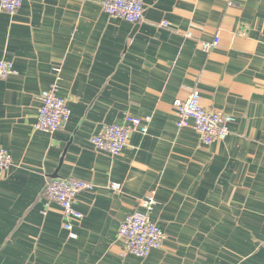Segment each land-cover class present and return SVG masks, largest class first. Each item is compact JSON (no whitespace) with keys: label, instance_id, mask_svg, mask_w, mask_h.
I'll return each instance as SVG.
<instances>
[{"label":"crops","instance_id":"0c3cea01","mask_svg":"<svg viewBox=\"0 0 264 264\" xmlns=\"http://www.w3.org/2000/svg\"><path fill=\"white\" fill-rule=\"evenodd\" d=\"M102 1L0 13V61L14 71L0 79V149L12 159L0 171V264H264V0H143L136 24ZM56 74L70 117L47 134L34 124ZM193 91L233 117L225 140L203 146L176 127L172 104ZM126 116H150L147 133L131 132L115 158L95 150L90 138ZM56 177L92 185L73 201L74 238L45 198ZM151 192L165 238L139 259L118 229Z\"/></svg>","mask_w":264,"mask_h":264},{"label":"built area","instance_id":"2783aa9c","mask_svg":"<svg viewBox=\"0 0 264 264\" xmlns=\"http://www.w3.org/2000/svg\"><path fill=\"white\" fill-rule=\"evenodd\" d=\"M25 0H0V13L15 14ZM144 8L143 0H103L101 11L113 18L122 19L130 24L139 23L142 19ZM162 26L168 24L163 21ZM190 38V33L185 35ZM219 43L215 38L212 42L201 43L203 51L214 49ZM14 73L13 66L0 61V79H6ZM59 75L48 89L39 95V108L37 111L34 129L47 134L59 130L62 124L70 117L67 100L59 95ZM177 118L178 129H192L199 136L203 146H209L216 141H223L229 134V127L234 119L222 112L206 110L197 91L191 92L184 100H175L172 104ZM150 116L135 118L126 116L121 125H106L100 134L90 138V144L95 150L103 152L112 158L118 157L126 148L131 132L146 134ZM12 165L10 155L0 149V171H6ZM92 185L73 178L50 179L45 187L44 194L48 202L58 206L64 218L62 228L74 238L72 233L73 221H79L82 215L73 207L75 196L82 191H89ZM110 189L118 190L119 185L111 183ZM157 205L153 192L148 193L138 203V208L128 215L118 229V238L124 251L139 259H146L153 251L162 247L165 238L162 231L151 221L150 215Z\"/></svg>","mask_w":264,"mask_h":264},{"label":"water","instance_id":"95a60500","mask_svg":"<svg viewBox=\"0 0 264 264\" xmlns=\"http://www.w3.org/2000/svg\"><path fill=\"white\" fill-rule=\"evenodd\" d=\"M57 178V177H56Z\"/></svg>","mask_w":264,"mask_h":264}]
</instances>
